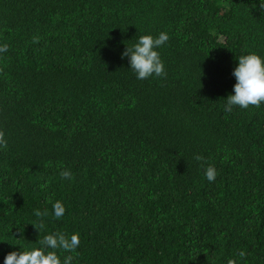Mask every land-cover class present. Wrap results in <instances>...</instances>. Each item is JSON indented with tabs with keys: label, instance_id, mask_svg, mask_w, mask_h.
I'll use <instances>...</instances> for the list:
<instances>
[{
	"label": "trees",
	"instance_id": "obj_1",
	"mask_svg": "<svg viewBox=\"0 0 264 264\" xmlns=\"http://www.w3.org/2000/svg\"><path fill=\"white\" fill-rule=\"evenodd\" d=\"M261 5L0 0V264L51 232L73 264H264V103L224 110ZM161 31L166 75L139 80L121 53Z\"/></svg>",
	"mask_w": 264,
	"mask_h": 264
},
{
	"label": "clouds",
	"instance_id": "obj_2",
	"mask_svg": "<svg viewBox=\"0 0 264 264\" xmlns=\"http://www.w3.org/2000/svg\"><path fill=\"white\" fill-rule=\"evenodd\" d=\"M264 8V5H261ZM169 40L167 32L161 31L153 36L151 33L139 35L134 43L126 46L121 57H126L129 68L139 80L149 77H162L166 75L164 62L158 49ZM8 44H0V54L8 51ZM235 78L233 91L226 97L224 110L232 111L234 106L247 109L251 106H259L264 103V57L255 52H246L236 58V64L232 69ZM7 147V141L3 132H0V148ZM200 161L202 155L194 157ZM214 166H207L204 175L209 182L216 178ZM61 176L71 180L70 170H62ZM53 215L61 218L65 214V207L61 201H55L52 205ZM37 216L41 213L37 212ZM41 227L43 224L41 223ZM80 245L79 233L70 235L63 232H51L45 234L39 242V246L24 247L20 245L19 251H9L3 257L2 264H73L74 254ZM245 255L243 251L239 253ZM229 264H233L229 261Z\"/></svg>",
	"mask_w": 264,
	"mask_h": 264
}]
</instances>
